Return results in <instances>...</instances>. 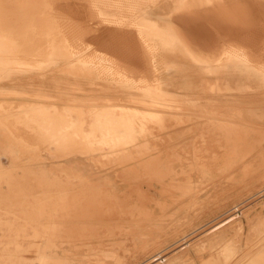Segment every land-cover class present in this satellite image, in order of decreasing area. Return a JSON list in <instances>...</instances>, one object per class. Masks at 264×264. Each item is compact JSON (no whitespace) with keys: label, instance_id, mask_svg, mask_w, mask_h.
Masks as SVG:
<instances>
[{"label":"rangeland","instance_id":"1","mask_svg":"<svg viewBox=\"0 0 264 264\" xmlns=\"http://www.w3.org/2000/svg\"><path fill=\"white\" fill-rule=\"evenodd\" d=\"M60 1L62 0L59 3ZM86 1L64 0L61 2L63 5H41L51 22L58 24L60 29L58 25L56 27L64 35L60 37L64 50L61 48L55 51L60 56L65 53L61 59L50 53L44 54L46 58H29L30 55L18 53L12 56L7 51L0 53L3 59L0 58V89L17 84L8 80L1 81L10 76L35 80L37 84L42 79L58 76L62 78V85L74 95L70 94L71 97L67 96L65 100H71L75 105V113L67 115L71 118L67 120L58 112L61 107L53 102L42 105L31 97L33 93L27 88L21 90L27 96L25 98L0 94V117H5L0 125V150L3 151L0 154V164L4 169L16 166L12 171L0 170V225L12 237L11 249H0V263L204 264V260L210 259V253L226 244L227 240L237 253L234 259L252 251L255 253L247 259L246 264L263 258L264 40L249 42L250 38L240 39L221 32L211 46L197 44L185 36L186 26L182 23L181 17L186 12L184 7L187 0L170 4L168 10L162 11L161 17L165 15V18L174 12L175 27L158 18L161 13L159 9L164 6V2L169 1L158 0L157 4L148 8V17L152 29L165 30L167 33L159 36L153 30L150 37L155 41L162 40L167 48L158 52L151 51L136 37L135 55H139V63L135 60V55L132 61L130 58L133 56L130 54L122 56L101 45L105 39L111 40L112 35L109 34L116 30L126 29L135 33L134 22L122 16L130 10L119 5L115 11L111 8L115 5L104 4L103 0ZM203 1L192 0L198 11L205 6L210 8L213 4L211 0ZM62 6L63 8H59ZM131 7L134 8L130 11L133 14L140 5ZM107 11L116 13L118 18L108 17L104 14ZM170 31L183 51L179 47H173ZM186 43L196 46L201 56H191L197 50L187 48ZM249 55H252L253 61ZM45 61L47 62L43 63ZM146 61L152 64L148 65ZM164 61L176 62L177 66L161 64ZM84 69L89 71L88 76H92V79H85ZM240 69L245 73L241 74ZM229 73H232V78L228 83ZM164 81L180 87L164 89ZM238 83L242 85L243 92L236 91ZM228 85L230 90L226 89ZM75 89L78 91H73ZM223 93L228 96L223 97ZM103 96L108 98L104 99ZM235 101L240 104L234 105ZM40 106L57 111L56 116L61 118L59 120L63 127L61 131L68 135L67 141L70 148L76 150L74 153H56L55 145L49 144L43 137L42 133L47 129L36 113ZM159 116L167 119L166 125L170 129L160 130ZM241 119H247L248 126H241L243 130H238L236 127L242 122ZM125 124L133 126L135 132L139 131V127L145 126L144 130L156 132L164 140L162 141L166 144L159 147L166 151L170 166L180 173L173 181L181 184L182 190L178 191V203H170L165 207V217H161L163 212L156 203L149 204L155 218L159 219V229L143 227L142 230H137L138 227L127 225L121 231L117 225L122 221L107 216L109 212L104 203V219L113 227V232L117 233V236L110 237V229L104 223L95 225L88 221V224L73 225L68 221L77 218L72 212L80 193L71 194V191L76 190L74 185L78 181L77 174L68 175L64 166L74 157L75 163L82 166L109 167L111 164L106 157L114 154L109 153V150L121 148L115 141L118 142L128 134ZM154 125H157V129H150ZM224 134H229V137ZM232 138H243L250 147L251 151L243 162L238 158V148L230 142ZM7 140L14 145L7 143ZM106 142L112 144L104 146ZM99 144L104 147L98 146ZM20 150L29 154L23 155ZM127 150L133 155H137L139 151L132 146ZM173 153H179L180 160H175ZM8 155L14 156L18 161L10 159ZM199 164L205 165L210 171L207 177H203L197 168ZM134 165L138 167L139 164ZM134 170L138 172L140 169ZM181 171L190 173L192 184H188V177L181 175ZM109 180L115 190L111 194L124 200V205L116 211L123 219L134 212V198L123 197L124 189L118 186L119 179L111 175ZM146 186L148 185L142 184L145 190ZM157 196L159 194L154 193V197ZM62 201L66 205L65 210L59 209V202ZM48 220L53 223L49 225ZM64 220L66 223H62ZM153 234L155 238L146 244L148 236ZM2 235L0 232V236ZM230 262L236 264L237 261Z\"/></svg>","mask_w":264,"mask_h":264},{"label":"bare ground","instance_id":"2","mask_svg":"<svg viewBox=\"0 0 264 264\" xmlns=\"http://www.w3.org/2000/svg\"><path fill=\"white\" fill-rule=\"evenodd\" d=\"M62 1H64V0H62ZM62 1H60V3ZM77 1H79V0H77ZM80 1L83 2V0H80ZM179 1L180 0H169L168 3H167V1L164 2V6H162V8L159 9L161 11V13L158 15V18H160L162 21L165 20L168 25H170V24L173 25V17H174L173 13L174 12L170 13V15L166 18L164 17L165 15H163L161 17V14L164 11L169 9L168 6L170 4L175 5ZM208 1L209 0H204L203 3L208 2ZM212 1H213V4L211 5L210 8H207V6H205L203 10H199V11L197 8H195V4H193L195 2H192V0H187V2L185 1L186 4H185L184 8H186V9L184 11H186V12L184 13V16H182V17L179 16V18L180 17L183 18L182 19L183 22L180 20H178V21L185 23L184 24L186 26V31H185L186 35L185 36H188L187 37L188 40L192 39L197 44L200 43V45H201V43H203L204 46H211L216 41L218 34L221 32L233 35V36L240 38V39L246 38V37L250 38L251 40L249 42H256V40H262V39L264 40V0H211V2ZM68 2H69V0H68ZM74 2H76V1H74ZM74 2H72V3H74ZM82 2H80L81 3L80 5H83V3L85 1L83 3ZM103 2H104V4H107L109 6L111 4L115 5L114 7H111L114 10L117 9V7L119 5L120 6L122 5V7H124L125 9H128L130 11L134 10V8L131 7V5H140V7L137 8L135 10V12H133V14H131L132 12L127 10L128 13H125L124 15H122L125 19L128 18L129 21L134 22L133 23L134 27H136L135 33H134V31L132 32V31H129L126 29L122 30L120 28L122 31L116 30V32L109 34L112 36L114 35V38H112V36H111V38H110L111 40H107V39H105L106 38L105 37L104 38L105 40H104V42L102 41L101 45L107 46L108 49L113 50L117 54L120 53L122 56L130 54L132 57L133 55H135V52L137 49L135 39H136V37H137V39L139 37L142 40L140 42L143 43L145 45V47H147L151 51L156 52V50L154 49V46L150 42V39H151L150 33L153 30L156 31V33L159 36L164 35V33H167V31H165V30H158V29H154V28L152 29V26H151L152 23L150 21V18L148 17V15H149L148 8L151 5L157 4L158 0H103ZM60 3H59V0H0V53H4L7 51V52H10L9 53L10 55L13 54L15 56L18 54L19 55H22V54L25 55L26 54L28 56L30 55L29 58L31 56H32V58H34L36 56L41 57V56H45L46 53H50L51 55L57 56L59 58L63 57L62 55L65 54L64 52H62L64 54H62L60 56V55L55 54V51H56V49H61L64 47L61 43V40H60V37H63L64 35L61 33L62 31L60 32V30H59L60 26L58 24H56V25H58L57 26L59 28L58 29L56 27V25H54L51 22L50 18L48 17V15L45 14V12L41 6V5H50V4L59 5ZM61 4L63 5V3H61ZM75 4L78 5L79 3H75ZM192 5H194V6H192ZM64 6H66V4ZM59 8H63V6L59 7ZM67 8H66V10H68ZM75 8H76V11H78L77 7H75ZM79 8H81V6ZM83 10H81V12H83ZM87 10H88V8H87ZM152 10H153V8H152ZM59 11H61V9ZM178 11H179V9H178ZM100 12H102V11H100ZM176 13H179V12H176ZM96 14H97V11H96ZM104 14L107 15L108 17H111V18L114 16H115V18H118L116 13H113V12L108 13V11H107V12H104ZM49 16H50V14H49ZM100 20H102V19H100ZM174 20H176V19H174ZM72 21H74V20H72ZM205 25H206V27H205ZM68 29H70V28H68ZM93 29L95 30V28H93ZM89 30L91 31L92 29L89 28ZM106 31H108V30H106ZM65 32H67V30ZM94 32H96V31H94ZM177 32H178V30H177ZM187 32H188V35H187ZM66 34H68V33H66ZM170 34L171 35H169V36H170L171 40H173L172 44H174L173 47L174 48L179 47L182 50V48L179 46V44H177L178 42L172 38V32L171 31H170ZM183 34H184V31H183ZM61 35H63V36H61ZM78 36H76V37H78ZM69 42H70V40H69ZM190 42H191V40H190ZM141 43H140V45H142ZM186 44H187L186 45L187 48L197 50V51H194L195 55L192 54L191 56H193L194 58H195V56H198V55L201 56L200 53L198 52L199 49L196 46H193L189 43H186ZM243 44H245V43H243ZM249 48L250 47H248V49ZM237 49H240V48H237ZM63 50H64V48H63ZM239 51H241V49ZM246 54H247V52L244 55H246ZM66 55H68V54H66ZM144 55H146V54H144ZM135 56H136L135 60H137L139 55L136 54ZM25 57H23V58L25 60H27L28 57H27V59ZM69 57H71V56H69ZM214 57H217V56L214 55ZM246 57H248V56H246ZM249 57H250V55H249ZM17 58H18V56H17ZM19 58H22V57H19ZM45 58H46V56H45ZM134 58L135 57L133 56V58H130V59H132V61H133ZM207 58L208 59L210 58L209 55ZM250 58H252V55ZM5 59H6V57H5ZM126 59H128V58H126ZM130 59H128V60H130ZM196 59H198V58L196 57ZM1 60H3V59L1 58ZM25 60H23V61H25ZM68 60H69V58H68ZM201 60H202V57H201ZM203 60H204V62H207V60L206 61H205V59H203ZM253 60H254V58H252V61ZM46 62L47 61H45L43 63H46ZM138 62L140 63V60ZM24 63H26V62H24ZM24 63L22 62V64H24ZM33 63L35 64V62H33ZM78 63H79V60H78ZM146 63H148V65L150 63L152 64V62H150V61H146ZM9 64H11V63H9ZM17 64H19V63H17ZM141 64H139V65H141ZM259 64H260V62H259ZM134 65H136V64H134ZM57 67H60V66H56V68ZM84 67H85V65H84ZM150 67H152V65H150ZM239 72L241 74L245 73V71L244 70L242 71L241 69L239 70ZM46 79H42L41 82L37 84V82H35V80H24V79H21L20 77H17V78L12 77L11 78V76H10V77L4 78L1 81L8 80V81L16 82L17 84H15L14 86L9 87V88L0 89V94L1 95H9V96H17V97L19 96V97L25 98L27 96H24V94L22 93V91H23L22 89L27 88V89L31 90V92L33 93V95L31 96L33 99L38 100L42 105H44L45 103H52V102L57 104L59 107H61L58 110V112L62 113V115L67 118V120L71 119L68 116H69V114L73 115L75 113V109H74L75 105L72 104L71 100H65V99L68 98L67 96H69L70 94L73 95V93H71L67 87L63 86L60 83L58 76H53L52 79H47L48 81L45 82ZM237 86L238 87L236 88V91L243 92L242 85L240 83H238ZM73 91H78V90L75 89ZM49 93H56L58 95H52ZM227 96L228 95L226 93L225 94L223 93V97H227ZM69 97H71V96H69ZM73 97H74V95H73ZM57 101H60V102H57ZM225 101H228V98H225ZM235 104H240V103H236V101H235L234 105ZM137 111L138 110H136V112ZM139 111H141V110H139ZM56 112H57L56 110H50V109L46 108L45 106H40V108L36 111V113L38 115H40V117L42 119L43 127L47 129L46 131H44L42 133V135H43V137H45V139L48 141L49 144L55 145L56 153L60 154V153L74 152L76 150H74L73 148H70L69 143L67 141L68 135H66L64 132L61 131L63 128L62 125L60 124V120H59L61 118H57ZM143 113H144V111H143ZM79 114L83 115L82 113H79ZM59 116H61V114ZM161 117L162 116H159L160 119H158L159 128H160V130L167 131L168 129H170V127H168L166 125L165 120H167V119L166 118L164 119ZM3 119H5V117H0V125H2L1 120H3ZM187 120L189 121L190 119L188 118ZM241 120H242V122H240V125L238 127H236L238 130H240V129L243 130L242 127L248 126L247 125V122H248L247 119H241ZM156 126L154 128H150V129L155 130V129H157ZM124 127H125V129H127L128 134L123 136L122 139L119 140L118 142L115 141L117 144H119L121 146V148L114 150V151L109 150L110 151L109 153L114 152V154L108 155L106 157L110 161L109 164H111V165L108 164L109 167H107V168L106 167H100V166L95 167V166H91V165L82 166L80 163H75L74 157H72L71 159H69L67 161V163H68L67 166H64L68 175L73 176V175L77 174L76 178L78 181H76V183L74 185V189L76 186V190L71 191V189H70L71 194L80 193V196H79V199L77 200V203L73 205V207L75 209L72 212V214H74L77 218L76 219H70L68 221L70 223H72L73 225H76L77 223L88 224L90 222L95 224V225H99L100 223H104L110 229V230H108V233H109L108 235L110 237L117 236V233L113 232V227L110 225V223L106 219H104V215H103L104 203L106 204V209L109 212V214L107 216H111V217L115 218V220L122 221L121 224L117 225V228H120L121 231L125 230L124 228L127 225L133 226V228L138 227L137 230H142L143 227H155V228L159 229V226H158V220L159 219L155 218L156 215L150 210L149 204L150 203H156L157 207L159 206V208L163 212L161 217H165V215H166L165 214V207L167 205H169L170 203H172V204L174 202L178 203V202H176L178 194H179L178 191L182 190V188L180 186L181 184L173 181L174 177L178 176L180 173L175 171V169H173L170 166V164L168 163V160L166 158V151L164 150V148L159 147L160 145L166 144L163 142L164 140L160 139L159 135H157L156 132H153V131L149 132V131L144 130V128H146L145 126H144V128H142V126L139 127L138 132H135V128L131 125L125 124ZM225 136L229 137V134L225 135ZM176 137H179V136H176ZM230 142L238 148V152H239L238 158H240L241 162H243L242 160L246 159V156L251 151L249 149L250 147L248 146V143L245 141V139L243 140V138H238V139L232 138ZM90 143L93 144L94 141L90 142ZM107 144L111 145L112 143L106 142L104 144V146H106ZM98 146L104 147L102 144H99ZM129 146H132V148L135 147V148L139 149V151L137 152V155H133L127 150V148ZM27 153L28 152H26V154ZM151 153H153L154 156H152V157L149 156V154H151ZM173 157L175 160H180V154L179 153H173ZM171 160H173V159H171ZM135 163L139 164L138 167H135V165H134ZM14 167H15V165H12L9 169H7V171H9V170L12 171V169ZM136 168H138L140 170H138V172H137L136 170H134ZM197 168L200 170L203 177H207V174L210 173V171L208 170V168L205 165L199 164V166ZM130 169H133V170H130ZM182 174H184L185 176L188 177V180H187L189 182L188 184H192L190 173L181 171V175ZM111 175L114 176L115 179H117V180L119 179V185L118 186H121V188L124 189L123 190L124 191L123 197H131V198H134V201H135L134 202V205H135L134 212L129 213V215L124 217L123 219L120 218V215L117 214L116 211L118 210V207L124 205V200H119L117 195L111 194L113 191H115L113 184L110 183V180H109ZM142 184L148 185V186H146L147 187L146 190L142 187ZM67 192H68V188H67ZM154 193H158L159 197L158 196L154 197ZM110 196H111V198H110ZM69 198H70V196H69ZM182 198H181V200H182ZM56 205H57V203H56ZM65 208H66V205H65L64 201L59 202V209L65 210ZM52 220H48L49 225H51L53 223ZM88 221H90V222H88ZM99 221H101V222H99ZM62 223H66L65 220ZM153 238H155L154 234L151 236H148L146 244L149 243L150 241H152ZM226 242H227L226 244L221 245L218 249H214L213 250V251H215L214 253H213V251H212V253H210L211 254L210 259L204 260V258H202L201 261H203V260L206 261L204 264H230V263H232L230 261L236 260L237 261V262H235L236 264H246L247 259H249L251 256H253L255 253V251H252L251 253L249 252L248 254L244 255L241 258L237 257L234 259L235 255L237 253L234 252L233 246L228 242V240ZM210 252H211V250H210ZM252 264H264V257L261 259L255 260Z\"/></svg>","mask_w":264,"mask_h":264},{"label":"crops","instance_id":"3","mask_svg":"<svg viewBox=\"0 0 264 264\" xmlns=\"http://www.w3.org/2000/svg\"><path fill=\"white\" fill-rule=\"evenodd\" d=\"M156 39H153V38H151L150 39V42H151V44L154 46V49L156 50V52H158V51H161V50H164V49H166L167 47L164 45V43H162V40H158V41H155ZM161 64H164V65H170V64H172V65H176V62H170L169 63V61H164V62H162ZM177 66V65H176ZM232 76V73L230 74H228V83L230 82L229 80H230V78H232L231 77ZM85 79H87V80H89V79H92V76H88V72L86 71L85 72ZM235 79V78H234ZM59 80H60V83L62 84V78H59ZM75 81L77 80V79H74ZM164 83H166V85H165V87H163L164 89H171V88H174V86H176L175 88H179L180 87V85H171V83L170 82H165L164 81ZM178 84V83H177ZM64 85V84H63ZM123 88V87H122ZM230 86L228 85V88H226V89H229L230 90ZM104 89H106V88H104ZM103 98L104 99H107L108 98V96H103ZM122 105H124V104H122ZM7 143H9V144H12V145H14V143L13 142H10V141H6ZM3 144H5V142H3ZM0 145H2V143L0 144ZM21 154H23V155H27L26 153H23L21 150L19 151ZM70 153H74V152H70ZM0 154H3V151L2 150H0ZM4 155H6V154H4ZM8 157L10 158V159H12V160H16V161H18L14 156H12V155H8ZM22 160V159H21ZM21 160H19V161H21ZM12 166V165H11ZM16 167V166H15ZM10 168V167H9ZM9 168H7V169H9ZM7 169H4V168H2L1 167V164H0V170H7ZM4 190H6L7 191V189H4ZM16 216V215H15ZM0 232H2L3 233V235L2 236H0V249H11V246H12V237H9V234L8 233H10V232H7L6 231V229L4 228L3 229V227L0 225ZM1 264V263H0Z\"/></svg>","mask_w":264,"mask_h":264}]
</instances>
